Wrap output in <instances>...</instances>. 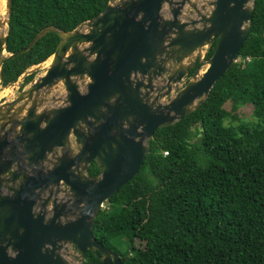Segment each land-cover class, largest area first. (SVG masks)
<instances>
[{
  "label": "water",
  "instance_id": "95a60500",
  "mask_svg": "<svg viewBox=\"0 0 264 264\" xmlns=\"http://www.w3.org/2000/svg\"><path fill=\"white\" fill-rule=\"evenodd\" d=\"M253 4L213 0L203 12L195 0H110L74 29L47 25L9 52L6 0L0 85L7 59L49 32L60 39L45 73L0 103V264H83L88 251L122 264L94 235L98 211L138 173L156 130L203 104L238 60Z\"/></svg>",
  "mask_w": 264,
  "mask_h": 264
},
{
  "label": "trees",
  "instance_id": "16d2710c",
  "mask_svg": "<svg viewBox=\"0 0 264 264\" xmlns=\"http://www.w3.org/2000/svg\"><path fill=\"white\" fill-rule=\"evenodd\" d=\"M109 1L13 0L7 50L24 48L47 25L72 30ZM253 6L238 60L203 104L156 130L138 173L98 211L94 235L122 264H264V0ZM59 39L49 32L7 59L2 87L47 59ZM88 172H100L95 161ZM83 264L103 261L88 251Z\"/></svg>",
  "mask_w": 264,
  "mask_h": 264
},
{
  "label": "rangeland",
  "instance_id": "374dc122",
  "mask_svg": "<svg viewBox=\"0 0 264 264\" xmlns=\"http://www.w3.org/2000/svg\"><path fill=\"white\" fill-rule=\"evenodd\" d=\"M198 5H199V8H201L203 6V8H201V10L203 12H208L211 10V6L209 5V3L213 0H195ZM185 13L186 15H195V10L192 6L190 5H187L186 8H185ZM46 68L44 66V64H40L39 66H33L32 69L33 71L36 73L35 77H40L41 75H43L46 71ZM23 77L22 76L18 81H16L15 83L7 86V87H2L0 85V103L3 102L5 99H12L14 98L23 88H22V84H23ZM28 86V85H26ZM64 93V88H63V85H59V87L57 89H55L53 91V95L55 96H60ZM61 103L59 102H55V103H52V102H48L46 105L48 106H57V105H60ZM252 104H248L246 105L244 108H242L241 112H244V115L246 117H249L251 116V113H252ZM107 204V202L104 203V206ZM103 206V207H104ZM136 245L137 246H144L145 245V242L142 241V240H136ZM72 252H74V250L72 249L71 250ZM75 264H78V262H74Z\"/></svg>",
  "mask_w": 264,
  "mask_h": 264
},
{
  "label": "bare ground",
  "instance_id": "6f19581e",
  "mask_svg": "<svg viewBox=\"0 0 264 264\" xmlns=\"http://www.w3.org/2000/svg\"><path fill=\"white\" fill-rule=\"evenodd\" d=\"M6 0H0V19H4L6 17V8H5ZM52 57H49L46 61L43 62L44 66L47 67L51 63Z\"/></svg>",
  "mask_w": 264,
  "mask_h": 264
},
{
  "label": "clouds",
  "instance_id": "9594fccd",
  "mask_svg": "<svg viewBox=\"0 0 264 264\" xmlns=\"http://www.w3.org/2000/svg\"><path fill=\"white\" fill-rule=\"evenodd\" d=\"M107 201H108V200H107ZM107 201H106V202H107Z\"/></svg>",
  "mask_w": 264,
  "mask_h": 264
}]
</instances>
